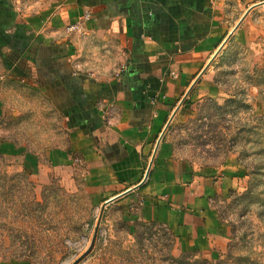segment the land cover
<instances>
[{
  "label": "crops",
  "instance_id": "1",
  "mask_svg": "<svg viewBox=\"0 0 264 264\" xmlns=\"http://www.w3.org/2000/svg\"><path fill=\"white\" fill-rule=\"evenodd\" d=\"M230 42H264V0H0V123L24 111L14 87L29 88L68 130L46 152L1 134L0 156L38 184L80 183L104 215L166 229L180 254L224 253L234 225L220 204L242 196L248 173L190 164L165 129Z\"/></svg>",
  "mask_w": 264,
  "mask_h": 264
},
{
  "label": "rangeland",
  "instance_id": "2",
  "mask_svg": "<svg viewBox=\"0 0 264 264\" xmlns=\"http://www.w3.org/2000/svg\"><path fill=\"white\" fill-rule=\"evenodd\" d=\"M205 74L201 91L174 109L165 131L176 154L190 164H232L248 173L242 196L229 201L227 194L220 204L223 217L234 225L224 253L180 254L166 229L130 226L115 210L104 215L80 183L72 189L63 175H57L46 185L38 184L0 156V261L264 264V42L251 46L230 42ZM8 98L24 111L12 122L2 120L0 135L28 150L66 147L64 117L46 98L19 87Z\"/></svg>",
  "mask_w": 264,
  "mask_h": 264
},
{
  "label": "built area",
  "instance_id": "3",
  "mask_svg": "<svg viewBox=\"0 0 264 264\" xmlns=\"http://www.w3.org/2000/svg\"><path fill=\"white\" fill-rule=\"evenodd\" d=\"M91 17V14L90 13H86L84 18L81 19L80 21H78L77 23L73 24V25H70L68 28H67V32L68 33H72V32H82L83 31V23L84 21H88Z\"/></svg>",
  "mask_w": 264,
  "mask_h": 264
},
{
  "label": "water",
  "instance_id": "4",
  "mask_svg": "<svg viewBox=\"0 0 264 264\" xmlns=\"http://www.w3.org/2000/svg\"><path fill=\"white\" fill-rule=\"evenodd\" d=\"M105 206H106V205H105ZM105 206H104V208H105ZM103 211H104V209H103ZM95 242H96V236H95V238H94V240H93V242H92V245H91V247H90V249H89L88 252H90V251L92 250V248H93Z\"/></svg>",
  "mask_w": 264,
  "mask_h": 264
},
{
  "label": "trees",
  "instance_id": "5",
  "mask_svg": "<svg viewBox=\"0 0 264 264\" xmlns=\"http://www.w3.org/2000/svg\"><path fill=\"white\" fill-rule=\"evenodd\" d=\"M188 102V101H187ZM187 102H185V103H187ZM241 198V197H240Z\"/></svg>",
  "mask_w": 264,
  "mask_h": 264
}]
</instances>
